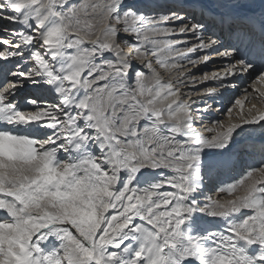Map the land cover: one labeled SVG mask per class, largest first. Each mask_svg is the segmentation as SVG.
Returning a JSON list of instances; mask_svg holds the SVG:
<instances>
[{
	"label": "snow or ice",
	"instance_id": "1",
	"mask_svg": "<svg viewBox=\"0 0 264 264\" xmlns=\"http://www.w3.org/2000/svg\"><path fill=\"white\" fill-rule=\"evenodd\" d=\"M254 99L264 0H0V264H264Z\"/></svg>",
	"mask_w": 264,
	"mask_h": 264
},
{
	"label": "bare ground",
	"instance_id": "2",
	"mask_svg": "<svg viewBox=\"0 0 264 264\" xmlns=\"http://www.w3.org/2000/svg\"><path fill=\"white\" fill-rule=\"evenodd\" d=\"M197 67L201 68V70H200V71H197L196 68H192V66H190V65L188 66V68L191 69V71L193 72V76H194V74H196V73L199 74V73H201V72H203V71L211 70V72L206 73L209 77H211V75H212L214 72L220 70L219 63L216 62V61H213V62H212L209 66H207V67H204L203 65H199V66H197ZM194 79L197 81L196 84H191V83H190V85H188L187 88L184 89V91H185L186 93H188V94L196 95L197 92H199V93H203V92L205 91V89H206V88H209V87H216V88H219V85H218V84L213 83V82H211V81H207V82H205L203 86L201 85L200 82L198 83V81H203V80H204V76H199V75L196 76V75H195V76H194ZM206 85H210V86H206ZM205 86H206V87H205ZM194 89H195V91H194ZM220 91L223 92L224 90H223V89H220ZM237 93H239V97H242V93L239 92V91H235V90H230V91H228V92H225L224 95H225L226 97H231V96H235ZM208 103H213V102H212L211 100H208ZM225 103H226V101H225ZM251 104H255L257 109L264 110V101H261V100H259V99H257V100L254 99V100L251 101ZM251 104H250L248 101H245V104H244V109H245V111H247V109H249V108L251 107ZM198 107L203 108L204 105H203V104H200V105H198ZM219 107H220V104H219V103H215V104H213V108H214V109L219 108ZM238 110H239L238 107H237L236 109H233V113L235 114ZM223 119L225 120V122H227V116H226V115L223 117ZM233 119H235V115L233 116ZM206 123H207V121H206ZM256 159H259V156H258V155L256 156ZM214 195H215V194H214ZM221 195H223V194H219V197H217V198H220Z\"/></svg>",
	"mask_w": 264,
	"mask_h": 264
},
{
	"label": "rangeland",
	"instance_id": "3",
	"mask_svg": "<svg viewBox=\"0 0 264 264\" xmlns=\"http://www.w3.org/2000/svg\"><path fill=\"white\" fill-rule=\"evenodd\" d=\"M209 72H211V70H207V71H203V72H201V73H199V74H194V76L196 75H199V76H204L205 75V73H209ZM194 76H193V78H194ZM197 82V81H196ZM200 81H198V83H199ZM188 85H190V83L188 84ZM206 86H210V85H206ZM205 86V87H206ZM235 96H237V97H239V93H237ZM257 100V99H256ZM224 198V199H229V198H231V197H229V196H227L226 194H223V195H221L220 196V198Z\"/></svg>",
	"mask_w": 264,
	"mask_h": 264
}]
</instances>
